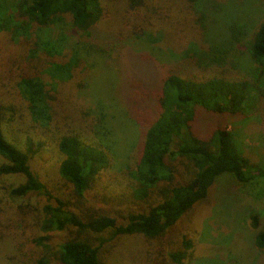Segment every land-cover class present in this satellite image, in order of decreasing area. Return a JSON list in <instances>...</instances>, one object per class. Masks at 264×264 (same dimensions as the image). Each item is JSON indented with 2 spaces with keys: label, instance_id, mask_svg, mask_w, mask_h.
Segmentation results:
<instances>
[{
  "label": "trees",
  "instance_id": "trees-1",
  "mask_svg": "<svg viewBox=\"0 0 264 264\" xmlns=\"http://www.w3.org/2000/svg\"><path fill=\"white\" fill-rule=\"evenodd\" d=\"M147 1L0 0V33L7 42L6 46L0 44V53L9 48L13 52L17 50V54L13 53L16 59L14 56L11 59L18 64L21 58L19 67L28 69L33 63L35 68L16 77L15 84L12 82L20 96L18 103L0 98V176L24 179L12 191L13 195L37 194L47 202L46 216L39 220L42 225L37 231L38 239L36 233L22 237L24 246L18 249L17 258L4 259L0 264H23L21 257L27 254L29 264H106L107 244L125 236L162 238L209 199L222 181L230 180L242 188L256 184L264 187V166L253 164L241 153L225 125L229 118L250 117L258 109L264 117V21L247 36L246 29L233 21V16L216 0H183V9L148 22L150 27L157 28L153 30L161 33L158 27L166 21L159 37L152 38L151 29L138 31L137 40L164 52L169 37L180 34L179 22H187L185 37L174 39L176 44L165 49L169 65L157 64L158 60L143 52H123L124 57L132 55V61L140 67L138 74L128 77L121 71L123 100H118L128 121L136 127L138 141L124 162L125 167L112 180L129 179L135 184L134 197L138 201L146 200L141 203L144 205L140 211L114 217L101 214V207L95 208L99 203L92 198L88 200L89 188L96 180L103 179L106 170L114 167V157H117L115 141L110 138L111 127L104 126L110 123L105 113L100 112L99 122L96 120L93 127L76 125L52 135L62 157L59 176L72 187L77 204L53 196L31 170L29 155L43 152L41 137L45 133L38 138L33 134L27 136L22 143L19 138L22 131L11 135L9 128L18 123L16 118L26 117L35 128L43 127L48 132L58 93L56 86L69 81L74 71L87 62L85 55L96 53L107 58V53L127 44L97 45L94 39H99L98 26L109 22L112 27L119 24L125 31L142 17L145 8L151 9ZM103 2L121 5V8H104ZM214 21L230 22L220 27ZM193 30L200 32L199 35ZM192 32L197 36L191 37ZM22 61H25L23 65ZM96 66L88 63L83 69L89 71ZM41 72L49 78V83L43 80ZM1 74L10 81L8 75ZM89 133H97L99 139L95 136L93 140L86 139ZM182 169L187 173L186 179L172 182ZM160 182L172 183L159 193L154 190L152 195ZM21 209L26 211L28 207ZM249 220L254 247L264 253V210L252 213ZM0 224H3L1 220ZM50 232H64L65 239L52 246L51 257L35 258L30 251H37V246L47 249L46 241L50 237L43 233ZM13 240L9 242L14 244ZM8 244L0 241L3 248H10ZM182 245L183 251H167L164 256L181 264L192 243L183 240Z\"/></svg>",
  "mask_w": 264,
  "mask_h": 264
},
{
  "label": "rangeland",
  "instance_id": "rangeland-1",
  "mask_svg": "<svg viewBox=\"0 0 264 264\" xmlns=\"http://www.w3.org/2000/svg\"><path fill=\"white\" fill-rule=\"evenodd\" d=\"M216 1L221 4L222 9L224 8L233 16L231 18L233 21L239 22L246 29L247 36H251L253 28L264 21V0ZM182 2L183 0H148L147 5L152 10L145 8L141 13L142 17L136 23L132 22L130 26L128 25L125 31H122L123 28L119 24L116 27H112L109 22L100 24L98 26L99 39H94L97 45L108 44L110 47L115 42L116 44L122 43V45L126 42V46L115 52L110 51L107 53V58L96 53L85 55L88 58L87 62L74 71L69 81L56 86L58 93L54 100L53 119L47 126L48 132L43 127L35 128L36 125L30 123V119L26 117L16 118L19 120L16 121L18 123L14 125V122L9 128L11 135H15L20 130L22 133L25 131L23 134L19 133L22 143L25 142L27 136L32 137L33 134L38 138L40 134L45 133V136L41 137L43 152L34 156L29 155L30 167L56 198L77 204L72 195V187L59 176L58 169L62 157L57 151V144L52 140V135H59L58 133L71 130L76 125L87 128L90 124L93 127L96 120L99 122V114L102 112L107 115L108 121L110 120V123L108 125L105 123L104 126L106 129L111 127L110 138L113 142L115 141L114 151H116L117 157H114V167L106 170L103 179L96 180L89 188L87 191L88 200L92 198L99 203L95 208L101 207V214H109L114 217H119V214L123 216L130 211L141 210L144 205L141 203H145L146 200L138 201L134 197L135 184L129 179H121L120 182L112 180V176L119 175L118 172L125 167L124 162L128 161V157L133 153V148L138 141V134L134 133L136 127L128 121L123 105L118 100H123L120 90L121 71L125 77H128L138 74L137 70L140 67L134 64L132 55L124 57L123 52L126 50H131L134 53L143 52L158 60L157 64L169 65L165 49L176 44L177 41L174 39L181 40L185 37L187 33L185 23L187 24V22L183 20L179 22L181 25L178 29L180 34L169 37V45H164V52L146 42L137 40V36H139L137 33L140 29L146 31L151 29L149 33H153L152 38L159 37L166 21L162 27H158L161 33L153 30H157V28L150 27L148 22L159 20V17H168L171 11L174 13L177 9H183ZM105 7L112 10L115 7L121 8V5L104 4ZM145 10L147 12H144ZM125 20L129 21L126 18ZM188 20L190 21V19ZM214 22L215 26L219 24L220 27H224L230 21ZM144 26L146 27L144 28ZM189 26H192V22H189ZM132 31H136L135 34ZM193 33L190 34L191 37L196 35ZM195 33L199 35L200 32L195 31ZM143 41L145 40L143 39ZM5 43H7L5 37L0 33V44L6 46ZM16 52L17 50L13 52L12 48H9L0 53V98L12 104L18 103L20 100L16 87L15 89L12 87L16 77L23 75V72L28 69H35L33 63H30L28 69L25 66L19 67L21 58L17 64V60H15L17 55H13ZM13 56L15 59H11ZM25 59L26 57L22 58V60ZM25 61H22L21 64L23 65ZM88 63H96L97 66L85 71L83 68ZM3 72L8 75L10 81L2 77L1 73ZM194 73L198 74V71H194ZM41 75L43 80L49 83V78L43 72ZM12 77L13 80H11ZM114 114L117 116L118 122ZM225 125L233 134L241 153L253 164L264 166V117L262 110L258 109L250 117L229 118ZM34 128L35 131H33ZM97 135V133L94 135L89 133L88 137H85L93 140ZM96 138L99 139V137ZM186 176L187 173L182 169L181 174H178L172 182H182ZM23 183L24 179L20 176H0V220L3 223L0 224V241L8 242L11 248L0 246V263L4 262V259L9 261L10 258H17L18 249L24 246L22 237L25 238L35 233V238L38 237L37 231L41 230L42 225L39 220H43L46 216L44 207L47 202L44 197L32 193L24 197L12 194V191ZM171 183L160 182L152 190V195L154 190L159 193L162 189L169 187ZM250 205L252 206L250 207ZM24 206L28 207L26 211L21 209ZM261 210H264V187L262 185L256 184L242 188L234 185L230 180L222 181L219 188L217 187L211 193L209 199L195 207L162 238L148 240L140 236H125L107 244L104 254L106 264H176L164 255L167 251H183V240L191 241L192 248L186 252V258L181 264H264V253H260L254 247L253 231L249 220L252 213ZM22 217H26L27 220L21 221ZM43 234L50 237L49 241H46L48 248L36 245L38 250L30 251L35 258L51 257L53 253L51 251L54 248L52 246L65 239L66 236L64 232ZM12 238L14 244L9 242ZM28 259V254L24 258L21 257L23 264L26 262L29 264Z\"/></svg>",
  "mask_w": 264,
  "mask_h": 264
}]
</instances>
